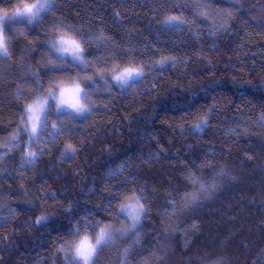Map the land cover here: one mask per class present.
Returning a JSON list of instances; mask_svg holds the SVG:
<instances>
[{"label":"trees","instance_id":"trees-1","mask_svg":"<svg viewBox=\"0 0 264 264\" xmlns=\"http://www.w3.org/2000/svg\"><path fill=\"white\" fill-rule=\"evenodd\" d=\"M18 2L0 0V8ZM5 29L0 264H80L71 248L77 233L122 223L116 206L133 189H143L150 207L139 244L117 239L91 264H264V0H51L44 13L11 19ZM60 32L82 45L86 71L53 52ZM161 57L175 63L153 65ZM125 65L151 70L127 88L103 86ZM91 74L99 90L90 113L73 119L61 111L57 119L51 102L48 126L38 136L24 131L36 95ZM214 80L224 87L209 92ZM198 89L207 93L200 106L216 105L210 127L203 137L181 135L187 114L169 110L168 101ZM29 149L38 154L31 164ZM205 160L214 166L197 175L206 186L215 182L211 197L173 216L172 201L187 190L181 173ZM41 206L51 219L37 227Z\"/></svg>","mask_w":264,"mask_h":264},{"label":"clouds","instance_id":"clouds-1","mask_svg":"<svg viewBox=\"0 0 264 264\" xmlns=\"http://www.w3.org/2000/svg\"><path fill=\"white\" fill-rule=\"evenodd\" d=\"M46 3H39V2H30V0H19L18 4L14 6L11 9H3L0 8V37L3 38V44L4 47L0 49V52H3L4 54L8 53V37L5 35V32L3 30V27L10 22L9 17L15 16L17 14H24L26 16H32V12H35L36 7L39 5H45ZM32 9V12L29 11V9ZM65 33L60 32L54 41H51V48L54 53L59 54H68L72 57H74V53L70 48H67L62 46V36H64ZM70 37V36H68ZM72 38V37H70ZM73 39V38H72ZM81 47V53H83L84 49L82 45ZM81 55V54H80ZM82 58V56H81ZM173 57H161L158 60L153 61V65L160 66L164 63L165 60H171ZM129 68H135L140 73L144 74L146 71L151 70L150 67H145L143 65H134V66H122L119 67L118 70H113L111 72V79L116 82L113 78L117 76L119 73H122L125 69ZM84 79H91V77H85ZM122 86L127 88L131 82H121ZM212 87H209L208 91L211 92L213 88H220L224 87L223 84H221L220 81H212L211 82ZM238 88H242V85H237ZM55 88L58 90V95L56 96V108H61L63 106H67L69 109L73 110L72 105H76L77 103L82 106V109L87 112L88 110H91V106L88 103L82 102V97L85 93V88L82 86L81 80L73 78L71 81L68 82H60L55 85ZM52 89H49V94H52ZM76 91H79L80 98L77 100V97L75 95ZM242 94V93H241ZM207 96V93H204L202 90H197L195 92H191L182 98L177 97L175 94H171V99L168 101L169 110L173 112H185L186 118H181V123L177 125L181 129V135H183L185 132L190 130V133L193 137H203L207 134V129L210 127V120L212 118V115L214 113V109L216 105H212L205 109L203 106L199 105V100L201 97ZM215 106V107H214ZM262 117H264V114H262ZM52 125H56L55 123H52ZM204 125H208L207 127H204ZM187 126V127H186ZM197 129H200L199 132H197ZM73 150H75L73 148ZM37 153L35 150L29 149V151L26 153L28 154H35ZM134 154V153H132ZM115 163V161H113ZM193 167H186L185 170L181 173L183 176V179L187 181V190L182 194L178 195V199H175L172 201V203L175 205V207H172V215L175 216L177 213H185L189 209L194 210V206H196L201 198L208 199L211 197L213 189L211 186H206V182L204 181V178L197 175V171L200 169H203L205 167H213L214 162L205 160L202 164H196L195 161L192 162ZM218 175L227 177V166L224 164L218 165ZM194 177L195 179H192ZM201 185L205 186V190H201ZM179 194V189L177 190ZM139 202V205L142 207L143 212L142 215L139 217L138 222L136 223V226L133 227V221L131 217H126L127 223H126V232L122 236L126 238H131L132 241L135 238L133 235L134 233L137 235H140V232H138V229H141L143 224V219L146 217L150 211V207L148 204L147 199H145L144 192L141 191V189H133L131 193H124L120 197V202L117 204V208L121 209L127 207L129 204H135ZM51 219V213L45 209L44 206H41L37 212V215L35 216V225L37 227L46 225L49 220ZM93 232H95V229H93ZM99 233H96L95 235L89 233L87 230L79 231L76 235V240L72 242L71 248H72V255L76 257V247L81 242V240H87L89 243L95 245L97 242V237ZM127 248L128 249L129 246ZM124 249V251H125ZM66 251V249H64ZM78 258V257H77ZM82 261V264H85V261L83 258H79ZM86 264H90V260L86 262Z\"/></svg>","mask_w":264,"mask_h":264},{"label":"snow or ice","instance_id":"snow-or-ice-1","mask_svg":"<svg viewBox=\"0 0 264 264\" xmlns=\"http://www.w3.org/2000/svg\"><path fill=\"white\" fill-rule=\"evenodd\" d=\"M49 2H51V0H49ZM167 2L171 3L172 0H167ZM179 6V5H178ZM47 7V5H39L36 7L35 12H32V9L30 8L29 11L32 12V16L31 17H37L38 13L45 9ZM24 14H17L15 16L9 17V19H14L16 17H20L23 16ZM177 18L176 17H169L167 21H165L166 23H173L176 22ZM3 30L5 31V26L3 27ZM62 46L67 48H70L73 53H74V58L78 61V64L76 65L77 67H80L82 71H86L87 70V61L83 60L81 58V47L80 44L68 37L66 34L64 36H62ZM4 47L3 44V38L0 37V49H2ZM175 63V58L173 57L171 60H165L163 64L160 65V67H164L166 66L168 63ZM53 67H64V65H60V66H53ZM136 77V82H139V79L143 78V74L140 73L137 69L135 68H129V69H125L122 73H119L117 76H115L113 79L117 82L116 86L117 87H122V83L121 82H132V78ZM99 82L98 80L96 81H92V85L95 86V83ZM87 87V85H86ZM51 95V94H50ZM77 100H79L80 98V93L79 91H76L75 93ZM53 99H57L56 97H53ZM45 105H49V111H50V102L45 99V101L43 103H38L36 106H29L27 108V112L31 113V115H29L28 118V124L30 125V128H25L24 131L29 133V136H38V127H47L48 126V120H47V112L44 111L45 109ZM72 107V109L75 112V116H73V119H76L80 116H83L85 114V111L82 109V106H80L78 103L76 105H72L70 106ZM215 107V106H214ZM36 110H40L42 111L44 114L42 117H37L35 115V111ZM58 115H57V119L60 118V114L61 113V108H58ZM87 112H91V110H88ZM70 114V113H69ZM262 119H264V117H262ZM37 121H39V125H37ZM208 125H204V127H207ZM53 129H57V125H52L51 126ZM200 129H197V132H199ZM71 147V146H69ZM75 154V150H72V152H70L68 154L67 158H72ZM38 154H28L27 155V159H28V163L31 164L34 162L36 156ZM123 168V165H121V169ZM117 171H120V169L118 170H114L111 171L109 173H107V175L109 176H115L117 174ZM192 179H195L194 177H192ZM211 188L214 190L216 188V184L215 182L211 183ZM201 190H205V186L201 185ZM141 191L143 192V189H141ZM145 199H147V197H145ZM110 203V202H109ZM172 207H175V205L172 203L171 205ZM69 209H71V205L69 206ZM143 209L142 207L139 205V202L137 201V203L135 204H129L127 207L121 209V213H123L126 217H131L132 221H133V227L136 226V223L139 220V217L142 215ZM111 226H107V228H110ZM193 227H195V225H193ZM106 227H101L98 237H97V242L95 245L89 243L86 239L85 240H81V242L77 245L76 247V257L78 258H83V260L85 261V264L87 261H91L93 260L94 256L97 255L98 251L102 250L103 247L107 246L109 243L114 242V238L118 237L120 235L125 234V232L127 231L126 229H117L115 231H108ZM138 232H140V229L137 230ZM75 234V233H73ZM135 236V238L133 239L132 243L133 244H139L140 242V235L137 234H133ZM132 245L129 246L128 249H125V255H128L130 249H131ZM58 251H64L63 248L58 249ZM68 264H73L72 260H68Z\"/></svg>","mask_w":264,"mask_h":264},{"label":"rangeland","instance_id":"rangeland-1","mask_svg":"<svg viewBox=\"0 0 264 264\" xmlns=\"http://www.w3.org/2000/svg\"><path fill=\"white\" fill-rule=\"evenodd\" d=\"M34 3L35 2H39V3H46V5H47V7L49 6V0H34L33 1ZM46 7V8H47ZM46 8L45 9H43V10H41L39 13H38V16L40 15V14H42V13H44L45 11H46ZM0 55H6V54H4L3 52H0ZM115 70H118V69H115ZM85 77H91V79L89 80V79H84ZM73 79V77H69V78H67L66 80V82H68V81H71ZM76 79H80L81 80V83H82V86L85 88V93H84V95H83V97H82V102H84V103H88L90 106H91V101H92V96H93V94H94V91L96 90V88H98V90H99V87L97 86V87H94V88H92V81H94L95 79H93V74H91V75H87V76H83V75H81V76H79L78 78H76ZM134 79H136V77H133L132 78V80H134ZM116 84H117V82H114L112 79H111V74L110 75H108L107 77H105L104 78V80H103V86H105L106 88H108V87H114V86H116ZM86 85H87V87H86ZM123 87V86H122ZM122 87H120V88H122ZM124 88V87H123ZM53 90V89H52ZM103 90V89H102ZM58 95V90L55 88L53 91H52V94L50 95L49 94V91H46L45 93H44V95H36L33 99H32V101L27 105V108L31 105V106H36L38 103H43L44 101H45V99H47L50 103L52 102V105H51V109H52V111L53 112H58V110H57V108H56V100L55 99H53V97H56ZM60 111H69V112H71V113H73V114H75V112H74V110H71V109H69L67 106H63V107H61V110ZM26 113H27V123H28V118H29V115H31V113H28L27 112V109H26ZM41 115V112L39 111V110H36L35 111V115L37 116V117H41L40 115ZM87 114V112H85V114L84 115H86ZM76 115V114H75ZM83 115V116H84ZM37 123V125H39V121H37L36 122ZM28 126H29V128H30V125L28 124ZM39 128V127H38ZM120 215H121V217L123 218V220H122V223H120V224H117V225H113V224H111L110 226V228H107V226H105L106 228H107V230L108 231H115V230H117V229H126V223H127V219H126V216L123 214V213H121L120 212ZM109 226V225H108ZM99 231H100V228L98 229V230H96L95 231V233H94V235L96 234V233H99ZM122 238H126V237H124V236H122V235H120V236H118V237H115L114 238V241L115 240H117V239H122ZM127 239V241L129 240V238H126ZM129 242V241H128ZM77 258V257H76ZM77 260L79 261V263L80 264H82V261L79 259V258H77ZM92 263V260L90 261V264Z\"/></svg>","mask_w":264,"mask_h":264}]
</instances>
